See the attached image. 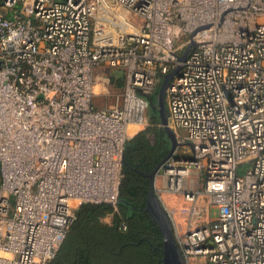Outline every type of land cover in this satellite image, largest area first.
Wrapping results in <instances>:
<instances>
[{"label": "built area", "instance_id": "1", "mask_svg": "<svg viewBox=\"0 0 264 264\" xmlns=\"http://www.w3.org/2000/svg\"><path fill=\"white\" fill-rule=\"evenodd\" d=\"M99 68L120 104H95ZM167 74L154 185L183 264H264V0H0V264H48L81 203L116 206Z\"/></svg>", "mask_w": 264, "mask_h": 264}, {"label": "trees", "instance_id": "2", "mask_svg": "<svg viewBox=\"0 0 264 264\" xmlns=\"http://www.w3.org/2000/svg\"><path fill=\"white\" fill-rule=\"evenodd\" d=\"M155 96L156 91L150 95L143 129L125 141L116 206L81 203L48 264H161V231L143 210L149 188L146 174L168 153L169 140L165 143L160 138L166 132L162 127H151V123L161 124L153 103ZM152 132L153 141L148 137ZM107 214L112 215L110 222L102 220ZM121 223H125V229Z\"/></svg>", "mask_w": 264, "mask_h": 264}, {"label": "water", "instance_id": "3", "mask_svg": "<svg viewBox=\"0 0 264 264\" xmlns=\"http://www.w3.org/2000/svg\"><path fill=\"white\" fill-rule=\"evenodd\" d=\"M168 78L169 74L164 75L162 81L159 84V88L156 95V108L161 119V124L164 127L166 134L170 137L171 140V148L168 151V153H170L174 149L175 143L173 138L174 132L167 124V112L164 101L165 87L167 85ZM163 159L164 157L152 168L149 174V188L145 198L144 210L148 212L152 220L158 225L161 231L163 240L161 264H183V257L176 245L171 222L156 194L154 185L155 174Z\"/></svg>", "mask_w": 264, "mask_h": 264}, {"label": "rangeland", "instance_id": "4", "mask_svg": "<svg viewBox=\"0 0 264 264\" xmlns=\"http://www.w3.org/2000/svg\"><path fill=\"white\" fill-rule=\"evenodd\" d=\"M126 17L133 22L138 21V19L135 18L134 16H132L131 14H127ZM112 71L116 75V78L114 79L113 83H109L106 80L101 79L99 81L98 85H96V87H95L96 95L94 96V100H95V104L98 106H101V105L111 106V105L121 103V95H120L121 88L117 84V81L119 79H121L122 71H120V70H112ZM103 74H105V73L103 72ZM109 74H111V72H109ZM158 88H159V86L156 89V95H157ZM156 102H157V99L155 96L153 99L154 106H156ZM159 118H160V116H159ZM148 122H150V121L148 120ZM160 123H161V119H160ZM151 127H162L164 130V127L162 126V124H157V122L151 123ZM141 129H143V128L138 127V126H131L130 127V133H131V135H135ZM166 135H162L160 138L163 141H165V143H167L166 141L169 140L167 143L168 144V151H169V149L171 148V140H170V137L168 135L167 136ZM148 137L150 138V140L153 141L154 140L153 132L149 133ZM173 138H174V143L176 145L175 134H174ZM245 168H246V164H241L237 167V172L243 173ZM160 182H161L160 177H158L157 178V185H160ZM163 199L169 207H176V206H180L182 204V198H181V196H179V194H176V195L171 194V193L163 194ZM203 204H205L207 206L209 215L211 217H214L217 213V208L215 206L209 207L208 200L204 201ZM111 218H112V215L107 214V215L103 216L102 220L105 222H110Z\"/></svg>", "mask_w": 264, "mask_h": 264}, {"label": "crops", "instance_id": "5", "mask_svg": "<svg viewBox=\"0 0 264 264\" xmlns=\"http://www.w3.org/2000/svg\"><path fill=\"white\" fill-rule=\"evenodd\" d=\"M112 70H120V69H107V68H99V69H97V72H98V74H100V75H102V78L104 79V80H106L107 82H109V83H113L114 82V79L116 78V75L113 73V71ZM121 71V70H120ZM103 72L105 73V74H103ZM107 72V73H106ZM109 72H111V74H109ZM120 81H121V79H119ZM118 80V81H119ZM118 81H117V84H118ZM119 86H120V88H121V85H122V81H121V84H118ZM96 92V91H95ZM96 94V93H95ZM98 106V105H97ZM101 106H103V105H101ZM129 134L131 135V133H130V129H129Z\"/></svg>", "mask_w": 264, "mask_h": 264}, {"label": "flooded vegetation", "instance_id": "6", "mask_svg": "<svg viewBox=\"0 0 264 264\" xmlns=\"http://www.w3.org/2000/svg\"><path fill=\"white\" fill-rule=\"evenodd\" d=\"M150 172H151V171H149V172H148L146 175H148V176H149ZM144 205H145V204H144ZM143 210H144V206H143ZM144 211H145V210H144Z\"/></svg>", "mask_w": 264, "mask_h": 264}]
</instances>
